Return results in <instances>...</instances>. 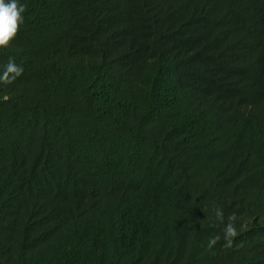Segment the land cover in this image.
Returning a JSON list of instances; mask_svg holds the SVG:
<instances>
[{
  "label": "trees",
  "instance_id": "trees-1",
  "mask_svg": "<svg viewBox=\"0 0 264 264\" xmlns=\"http://www.w3.org/2000/svg\"><path fill=\"white\" fill-rule=\"evenodd\" d=\"M18 3L0 264H264V0Z\"/></svg>",
  "mask_w": 264,
  "mask_h": 264
},
{
  "label": "clouds",
  "instance_id": "clouds-1",
  "mask_svg": "<svg viewBox=\"0 0 264 264\" xmlns=\"http://www.w3.org/2000/svg\"><path fill=\"white\" fill-rule=\"evenodd\" d=\"M26 6L19 4L18 0H0V49L6 48L11 41L17 36L20 26L24 22V13ZM24 72L23 67L17 65L13 59H9L4 66V70L0 73V83L11 84ZM215 216L221 223L224 222V212L221 208L215 209ZM236 216L233 214L228 217V223L224 224L222 228L223 239L225 241L224 247H232L233 238L238 233L233 221ZM221 236L219 234L211 236L208 240L207 248L211 250L219 241Z\"/></svg>",
  "mask_w": 264,
  "mask_h": 264
}]
</instances>
